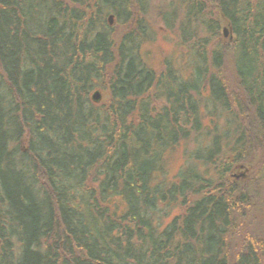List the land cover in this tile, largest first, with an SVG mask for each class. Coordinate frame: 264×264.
Here are the masks:
<instances>
[{"label": "trees", "instance_id": "obj_1", "mask_svg": "<svg viewBox=\"0 0 264 264\" xmlns=\"http://www.w3.org/2000/svg\"><path fill=\"white\" fill-rule=\"evenodd\" d=\"M151 1L0 0V264H264L226 180L264 141V0H170L159 71Z\"/></svg>", "mask_w": 264, "mask_h": 264}, {"label": "rangeland", "instance_id": "obj_2", "mask_svg": "<svg viewBox=\"0 0 264 264\" xmlns=\"http://www.w3.org/2000/svg\"><path fill=\"white\" fill-rule=\"evenodd\" d=\"M169 1L152 0L147 14L150 24L156 31V38L153 42L146 43L142 47V57L155 71H159L162 68L163 62L167 57L179 61V58L187 49L186 45L182 46V44L178 43L177 38L171 32H168L163 24L162 12L167 10V3ZM208 8L213 7L209 5ZM214 12L216 13V10ZM114 22L115 20L112 18L109 23L113 25ZM223 28H227L228 33L226 35H223ZM219 35V38L227 43L233 38L229 25L224 19H221ZM224 72L230 90L238 93L241 92L232 65L231 50L225 56ZM95 91L99 93V101H107L109 97L107 91ZM255 131L254 129V137L259 138V135ZM259 142L257 149V143H253V148L244 162L232 165L229 172H227L226 180L234 182L239 191L245 192V199L241 205L242 208L236 214L238 233L241 235L250 233L264 241V166L262 164L264 161V141H260L259 139ZM193 143L191 140L183 141L168 151L165 159L168 178H172L183 164L188 157L187 150L194 146ZM178 212L179 209H174L173 215Z\"/></svg>", "mask_w": 264, "mask_h": 264}, {"label": "water", "instance_id": "obj_3", "mask_svg": "<svg viewBox=\"0 0 264 264\" xmlns=\"http://www.w3.org/2000/svg\"><path fill=\"white\" fill-rule=\"evenodd\" d=\"M108 20H109V22H111V20H112L111 15L108 17ZM227 33H228L227 28H223V35H226ZM92 99L93 100L99 99V93L97 91L92 94Z\"/></svg>", "mask_w": 264, "mask_h": 264}]
</instances>
